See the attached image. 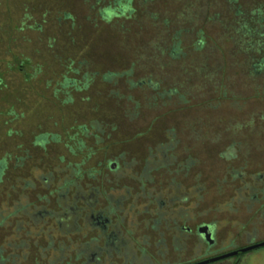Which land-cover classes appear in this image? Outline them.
Masks as SVG:
<instances>
[{"label": "rangeland", "instance_id": "obj_1", "mask_svg": "<svg viewBox=\"0 0 264 264\" xmlns=\"http://www.w3.org/2000/svg\"><path fill=\"white\" fill-rule=\"evenodd\" d=\"M125 1L0 0V211L7 188L14 193L12 186L55 165L93 167L185 127L189 115L178 105L152 104L159 93L132 82L190 89L206 70L200 79L210 86L193 105L203 129L263 123L264 74H243L260 57L254 34L264 32V0H132V13L98 14ZM178 35L185 53L174 56ZM107 73L121 75L107 81Z\"/></svg>", "mask_w": 264, "mask_h": 264}, {"label": "flooded vegetation", "instance_id": "obj_2", "mask_svg": "<svg viewBox=\"0 0 264 264\" xmlns=\"http://www.w3.org/2000/svg\"><path fill=\"white\" fill-rule=\"evenodd\" d=\"M119 4L100 6L98 14L109 20L134 10L132 0ZM254 35L260 57L245 78L264 74V32ZM183 53L178 35L170 54ZM197 72L190 89L131 83L159 93L152 104L163 99L195 115L185 127L158 133L156 144L137 141L96 166L64 162L12 186L14 193L7 188L0 264H264V114L256 129H203L193 105L210 85L200 79L206 70ZM260 92L264 98V82Z\"/></svg>", "mask_w": 264, "mask_h": 264}, {"label": "trees", "instance_id": "obj_3", "mask_svg": "<svg viewBox=\"0 0 264 264\" xmlns=\"http://www.w3.org/2000/svg\"><path fill=\"white\" fill-rule=\"evenodd\" d=\"M112 77H113V73H107V74L104 76V78H105L107 81H110V79H112ZM65 81H66L65 83H68L70 80H69V79H66ZM41 137H43V136H41Z\"/></svg>", "mask_w": 264, "mask_h": 264}]
</instances>
